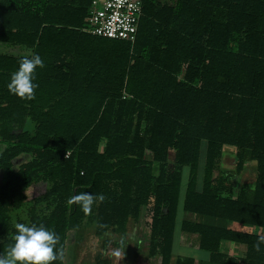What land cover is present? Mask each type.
Here are the masks:
<instances>
[{
	"label": "trees",
	"instance_id": "obj_1",
	"mask_svg": "<svg viewBox=\"0 0 264 264\" xmlns=\"http://www.w3.org/2000/svg\"><path fill=\"white\" fill-rule=\"evenodd\" d=\"M91 3L0 0V43L45 64L22 100L7 88L22 56L0 54V255L16 223L54 230L64 258L67 234L88 225L89 264H113L144 211L140 261L264 264V0H142L133 44L85 32ZM250 167L252 183L236 184ZM32 183L48 187L15 218ZM80 192L106 199L85 215L67 203ZM178 238L206 258L175 254Z\"/></svg>",
	"mask_w": 264,
	"mask_h": 264
},
{
	"label": "rangeland",
	"instance_id": "obj_2",
	"mask_svg": "<svg viewBox=\"0 0 264 264\" xmlns=\"http://www.w3.org/2000/svg\"><path fill=\"white\" fill-rule=\"evenodd\" d=\"M0 54L9 55V56H28L29 51L24 47L20 46H12L5 43H0ZM20 160H16V162H20ZM220 169L223 172H231L234 169V158L229 147L225 148L222 154ZM254 177V171L252 167L244 172L242 177L236 178L235 183L240 184L242 182L252 183V179ZM48 184L46 183H38V184H30L21 194V198H18L15 201V210L13 211V215L15 218H23L25 216V212L28 207H30L33 203L34 198L43 193ZM181 214H179L180 216ZM184 216H180V219H183ZM147 220V216H145V212L142 211L141 218L138 223L131 225L129 228V233L126 238V246L122 250L124 252V257L117 258L115 257L111 251L110 257L113 261V264H158L159 261H140L138 255L143 258L142 254L146 252L145 245V234L147 233L145 222ZM178 226V225H177ZM237 226V225H236ZM235 226V227H236ZM238 227V226H237ZM93 227L85 225L78 232H70L67 234L66 241V249H65V258L63 264H76V261H80L81 264H89L91 260L90 256L95 251L96 242L90 240L88 235L91 234ZM242 231H254L255 229H241ZM177 234H179V226L177 227ZM89 239V240H88ZM184 240L181 238L177 239L175 254H182L184 257H193L197 260L206 258V254L198 251L192 245H183ZM230 245V246H228ZM221 248V251L224 253H228L233 256H241L243 253L242 247H235L234 244H228ZM183 246V247H182ZM90 252L91 255L88 257L87 253ZM139 260V261H138Z\"/></svg>",
	"mask_w": 264,
	"mask_h": 264
},
{
	"label": "clouds",
	"instance_id": "obj_3",
	"mask_svg": "<svg viewBox=\"0 0 264 264\" xmlns=\"http://www.w3.org/2000/svg\"><path fill=\"white\" fill-rule=\"evenodd\" d=\"M38 67H45L40 55L22 57L18 70L11 74L8 91L22 100H34L39 85L33 82V74ZM105 199L103 194L80 192L72 195L67 203L79 205L85 215H91L93 204L103 203ZM14 227L17 233L13 236L14 243L8 247L5 255H0V264H53L57 260L63 261V250L57 249L60 237L54 230H49L43 224L27 226L24 223H16ZM120 243L123 244V240ZM262 244L264 235L259 236L254 244L255 251L260 252ZM112 254L117 258L124 257L120 248L113 250Z\"/></svg>",
	"mask_w": 264,
	"mask_h": 264
},
{
	"label": "built area",
	"instance_id": "obj_4",
	"mask_svg": "<svg viewBox=\"0 0 264 264\" xmlns=\"http://www.w3.org/2000/svg\"><path fill=\"white\" fill-rule=\"evenodd\" d=\"M142 16V0H92L85 32L133 44Z\"/></svg>",
	"mask_w": 264,
	"mask_h": 264
},
{
	"label": "crops",
	"instance_id": "obj_5",
	"mask_svg": "<svg viewBox=\"0 0 264 264\" xmlns=\"http://www.w3.org/2000/svg\"><path fill=\"white\" fill-rule=\"evenodd\" d=\"M225 245H228L227 243H223V246H225ZM228 246H230V245H228Z\"/></svg>",
	"mask_w": 264,
	"mask_h": 264
}]
</instances>
